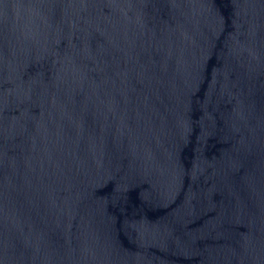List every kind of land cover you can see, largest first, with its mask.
I'll list each match as a JSON object with an SVG mask.
<instances>
[{
	"label": "water",
	"instance_id": "water-1",
	"mask_svg": "<svg viewBox=\"0 0 264 264\" xmlns=\"http://www.w3.org/2000/svg\"><path fill=\"white\" fill-rule=\"evenodd\" d=\"M0 264H264V0H0Z\"/></svg>",
	"mask_w": 264,
	"mask_h": 264
}]
</instances>
